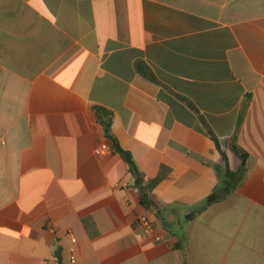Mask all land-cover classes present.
I'll return each instance as SVG.
<instances>
[{
  "label": "crops",
  "instance_id": "1",
  "mask_svg": "<svg viewBox=\"0 0 264 264\" xmlns=\"http://www.w3.org/2000/svg\"><path fill=\"white\" fill-rule=\"evenodd\" d=\"M206 125L248 172L189 220L227 172ZM69 235L78 264H264V0H0V264H69Z\"/></svg>",
  "mask_w": 264,
  "mask_h": 264
},
{
  "label": "trees",
  "instance_id": "2",
  "mask_svg": "<svg viewBox=\"0 0 264 264\" xmlns=\"http://www.w3.org/2000/svg\"><path fill=\"white\" fill-rule=\"evenodd\" d=\"M138 71L142 73L144 76L148 77L152 81H156L153 74L148 70L147 67L144 65H138L137 67ZM96 114L98 117V120L100 121L101 125L104 128L106 137L110 140L112 144V148L114 151L124 159L130 166V171L133 174L138 173V169L134 163V160L130 153L125 151L117 139L114 137L112 133V124H113V113L110 111L101 108L96 107ZM207 131L209 135L211 136L212 140L215 142L216 147L220 154L223 156L224 161L226 162L227 172L224 176V179L220 186L207 198L205 203L202 205L200 209H198L195 213L189 216V220H192L194 217H196L197 214L203 212L210 206L217 204L225 199H227L230 195H232L237 188L242 185V183L245 180L246 174L248 172V160H249V154L242 149L237 142V136H234L231 143V150L232 152L241 160V168L237 172H233L230 170V163L227 154L223 151L221 144L217 137L214 135V133L211 131V129L206 125ZM137 183L140 186L141 189V201L142 204L145 207H151L153 203L150 201L149 194L146 190V187L144 186V181L141 176L138 177Z\"/></svg>",
  "mask_w": 264,
  "mask_h": 264
},
{
  "label": "built area",
  "instance_id": "3",
  "mask_svg": "<svg viewBox=\"0 0 264 264\" xmlns=\"http://www.w3.org/2000/svg\"><path fill=\"white\" fill-rule=\"evenodd\" d=\"M110 151L107 145L102 146L98 150H96V154L102 155L106 152ZM137 227L139 230L143 231L147 236L155 235V226L153 221L147 217L142 216L140 217L137 222ZM53 234H56V230L54 228H50ZM71 240V247H70V255H69V264H78V250H77V239L76 237L69 235ZM156 241H161L159 237L155 238ZM51 264V263H48Z\"/></svg>",
  "mask_w": 264,
  "mask_h": 264
},
{
  "label": "water",
  "instance_id": "4",
  "mask_svg": "<svg viewBox=\"0 0 264 264\" xmlns=\"http://www.w3.org/2000/svg\"><path fill=\"white\" fill-rule=\"evenodd\" d=\"M136 176H138V174H136Z\"/></svg>",
  "mask_w": 264,
  "mask_h": 264
}]
</instances>
